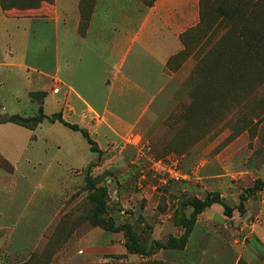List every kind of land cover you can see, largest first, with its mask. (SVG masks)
<instances>
[{"label":"rangeland","instance_id":"1","mask_svg":"<svg viewBox=\"0 0 264 264\" xmlns=\"http://www.w3.org/2000/svg\"><path fill=\"white\" fill-rule=\"evenodd\" d=\"M4 1L24 3L27 0ZM200 38L195 43L192 37H186L187 48L179 65L189 61L186 69H190V72L178 87L179 96L171 98L170 105L165 106L158 115L153 114L152 107L140 119L138 127L143 129L144 137H138L134 132L122 135L115 143L108 142L97 153L92 151L91 145L79 132L69 130L61 123L52 124L47 118L41 128L35 124L33 129L21 125L5 130L0 124V136L3 135L5 139L2 147L19 149L13 155L18 163L15 171L14 165L0 155V198L15 200L9 209V217L10 222L18 223L17 237L27 240L28 229L31 230L30 227L26 229L29 217L35 216L36 210H41L44 201L45 206L51 197L58 201L61 192L65 194L66 201L60 216L57 214L56 220L52 218L48 224L37 249L25 261L22 259L11 264H66L71 259L75 264V260H80V246L85 240H88L90 247L115 246L106 248L105 253L110 255H105V264H113L118 259L129 260L121 264H171L174 256L171 254L182 249L157 248V243L165 244L170 237L178 238L184 231L183 220L189 218L192 212L191 202L204 200L213 192H217L222 202L233 208L239 205L240 196L246 199L244 210H234L233 216H227L224 220L211 211L213 222L219 223V227L222 225V228L216 227L220 234L226 233L223 225L234 227L240 219L242 222L238 228L243 223L262 226L264 40L250 42L249 50H246L249 56H244L247 55L241 51L244 43L233 42L230 52L225 50L226 43L222 39L214 52L216 56L212 57L214 50L207 51L209 45L203 43L205 36L201 35ZM200 43L199 54L193 56L194 47L197 48ZM19 84L14 81L0 88V121L13 114L31 118L40 111L43 113L42 100L39 101L40 94H44L42 91L29 92L27 103H13L7 98L10 90L14 86L18 89ZM46 94L48 103L49 93ZM49 104L44 109L45 114L51 112L52 106ZM126 104L110 109L123 116L124 124H130L141 106L126 107ZM148 122H153L154 127L149 128ZM7 124L10 123L3 125ZM154 129L157 136L148 137L154 133ZM33 133L38 136L36 140L32 139ZM39 135L46 137L40 139ZM55 143L64 148L58 161L65 166L70 165L64 155L69 151L74 163L81 164L88 160L83 168L71 171L74 177L71 185H47L58 176L56 181L59 183L70 181L67 175L62 174L66 173L64 170L48 169L50 156L53 155L50 149ZM33 144H36V150H33ZM25 160H29L30 164L35 161V169ZM36 160L41 163L39 166ZM172 173H177L179 179L172 178ZM88 177L97 188L106 191L103 197L105 210L98 213V217L105 221L104 226L93 222L94 204L90 200L91 191L86 182ZM217 207L222 211L223 207L217 203L212 209ZM206 210L208 207L202 213ZM202 213L197 215L196 220ZM202 217L203 220L207 214ZM40 223L41 218L37 217L32 230L38 229ZM178 229L182 232H178ZM128 230L135 235L134 244L144 249L143 253L125 249V243L129 241ZM2 232L0 245L2 236L6 234ZM212 241L211 238L206 244L205 252L214 249ZM255 241L261 244L256 237ZM116 246H123L124 254L116 255L121 252ZM2 255L0 250V257ZM7 257L5 254L6 260Z\"/></svg>","mask_w":264,"mask_h":264},{"label":"crops","instance_id":"2","mask_svg":"<svg viewBox=\"0 0 264 264\" xmlns=\"http://www.w3.org/2000/svg\"><path fill=\"white\" fill-rule=\"evenodd\" d=\"M263 29L264 0H35L30 4L9 2L6 8L0 3V88L14 81L20 82L18 89L14 86L7 96L13 103H27L29 92L42 91L44 115L59 112L64 121L85 129L101 151L108 142L115 143L122 135L134 132L138 137H144L143 129L138 127L140 119L152 107L153 114H160L170 105L171 98L179 96L178 87L190 72L186 69L189 61L179 66L174 61L170 66L169 61L185 52L186 37H192L196 43L201 40V35L205 36L203 43H208L207 51L214 50L212 57L216 56L214 52L222 39L226 43L225 50L232 52V43L240 42L245 44H240L241 51L247 54L250 42L264 40ZM201 45L194 47L193 56L199 54ZM54 87L59 88L57 93L53 92ZM125 103H128L126 107L141 106L130 124H124L123 116L110 109ZM48 104L52 109L45 114ZM45 119L37 128H41ZM5 123L0 121L5 130L21 126L11 122L5 126ZM152 123H147L149 128L154 127ZM153 132L148 137H154L155 129ZM39 137L45 139L46 135ZM37 138L33 133L32 139ZM4 140V136H0V155L14 165L15 171L18 163L13 155L19 149L3 148ZM36 147L33 144V150ZM63 149L59 143L53 145L48 169L64 170L66 173L62 174L70 181L59 183L56 181L58 176L47 185H71L74 178L71 171L88 163V160L74 163L69 151L64 155L70 165L65 166L58 161ZM25 163L31 162L25 160ZM34 164L35 161L30 165L35 169ZM36 164L41 163L36 160ZM9 176L11 179L13 172ZM64 195L61 192L58 201L51 197L47 206L44 201L41 210H36L37 216L29 217L26 229L30 227L31 230L28 229L26 241L17 237L18 223L10 222L9 209L15 200L0 198V231L6 232L1 238L3 255L0 264L25 261L37 249L52 218L55 221L56 215L62 212L66 202ZM213 206L196 220L184 249L171 254L174 255L171 264H264V221L261 222L263 227L243 223L238 228L240 219L234 227L223 225L226 233L220 234L216 229L219 223L213 222L211 211L222 220L227 216L223 208L222 211L220 207L213 210ZM203 214L207 217L202 220ZM37 217L41 218V225L32 230ZM211 238L214 249L208 253L205 247ZM83 244L80 260H75V264H105V255H110L105 253L106 248L115 247H90L88 240ZM116 247L121 249L116 255L124 254L123 246ZM72 261H66V264H72ZM120 262L129 260L118 259L113 264Z\"/></svg>","mask_w":264,"mask_h":264},{"label":"trees","instance_id":"3","mask_svg":"<svg viewBox=\"0 0 264 264\" xmlns=\"http://www.w3.org/2000/svg\"><path fill=\"white\" fill-rule=\"evenodd\" d=\"M35 0H27L24 3L21 4H30L33 3ZM51 1V0H50ZM10 3L12 2H16V1H9ZM9 2H5L4 0H0V3L2 4L3 8L7 7V3ZM18 3V2H16ZM20 3V2H19ZM85 23H82V26H84ZM184 43H185V39H184ZM187 48V44L185 43V51ZM185 52H180L177 56H174L172 59H170L169 61V65L171 66L172 62L174 61L177 65L179 66L180 64V60H182V56L184 55ZM184 58V56H183ZM44 118H47L50 122H55L58 121L60 122L62 125H64L65 127L74 130V131H79L81 133V135L86 139V141L91 145V149L93 152H97L99 153L100 150L97 148L96 144L92 141V139L89 137L88 132L83 129L80 128L78 125L75 124H70L66 121H64L61 117V114L59 112L54 113L52 115H50L49 117H47L46 115H44L41 111L34 115L33 117L29 118V117H22L19 116L17 114L10 116L9 118L5 119L2 118L1 122H11V123H15V124H19L22 125L24 127L33 129L35 124L40 123ZM87 182V186L88 189L91 191V195H90V200L91 202L94 204V208H93V212H94V217H93V222L96 225H101L104 226L105 225V221L104 219L98 217V213H103L104 212V200L103 197L106 194V191L104 188H97L95 186L94 181L91 178H87L86 179ZM245 197L244 196H240V202L239 205L236 206V208L230 207L228 205H226L225 203L222 202V200L220 199V195L217 192H213L208 194L204 200H194L191 202V206H192V212L189 216V218H186L183 220L182 222V227L184 229L183 233L178 237V238H173L170 237L167 241V243L163 244V243H157V248H177V249H183L184 246L187 243V239L193 229V225L196 221L197 215H199L200 213H202L207 207H210L212 204H220L223 207V212L226 216H231L232 212L234 210L240 211L244 210L243 209V205H244V201H245ZM112 227V225H109ZM128 237H129V241L125 243V249L128 251H132V252H140L143 253L144 249L136 247L135 246V235L133 233H131L128 230ZM25 264V263H24Z\"/></svg>","mask_w":264,"mask_h":264},{"label":"built area","instance_id":"4","mask_svg":"<svg viewBox=\"0 0 264 264\" xmlns=\"http://www.w3.org/2000/svg\"><path fill=\"white\" fill-rule=\"evenodd\" d=\"M58 90H59V88L58 87H54L53 88V92L54 93H57L58 92ZM172 178H174V179H176V180H178L179 179V175L177 174V173H172Z\"/></svg>","mask_w":264,"mask_h":264},{"label":"water","instance_id":"5","mask_svg":"<svg viewBox=\"0 0 264 264\" xmlns=\"http://www.w3.org/2000/svg\"><path fill=\"white\" fill-rule=\"evenodd\" d=\"M42 96H43V95H41V94H40V96H39V101H41V100H42Z\"/></svg>","mask_w":264,"mask_h":264}]
</instances>
